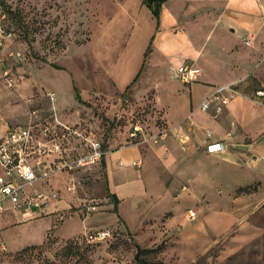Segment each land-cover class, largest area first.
I'll use <instances>...</instances> for the list:
<instances>
[{"label": "rangeland", "instance_id": "rangeland-1", "mask_svg": "<svg viewBox=\"0 0 264 264\" xmlns=\"http://www.w3.org/2000/svg\"><path fill=\"white\" fill-rule=\"evenodd\" d=\"M2 1L0 29L12 37L0 48V135L7 125L37 119L71 127L80 135L48 137L60 150L50 158L53 169L89 153L91 141L112 157L133 146L139 166L132 174H140L146 189L144 196L120 200L114 212L101 160L55 171L33 189L55 191L56 201L0 221V264H264L261 161L246 157L231 165L207 156L201 136L210 130L189 121L190 86L176 71L182 62L201 75L217 71L208 63L217 61L214 48L228 42L219 33L210 36L226 0H168L160 11L161 18L168 10L166 29L142 0ZM260 18L264 23V10ZM162 33L169 49L159 42ZM257 45L255 67L230 80L252 100L264 85V39L252 33L228 51L247 53ZM228 52L218 60L225 62ZM234 60L229 73L241 71ZM193 86L196 108L209 90ZM198 110L195 117L205 121ZM205 113L223 126L221 113ZM101 230L109 237L89 240ZM28 247L35 249L20 254Z\"/></svg>", "mask_w": 264, "mask_h": 264}, {"label": "crops", "instance_id": "crops-1", "mask_svg": "<svg viewBox=\"0 0 264 264\" xmlns=\"http://www.w3.org/2000/svg\"><path fill=\"white\" fill-rule=\"evenodd\" d=\"M261 10H264V0H226L224 12L221 14L217 24V26L219 25L220 27H216L215 30L212 31L210 37L213 39L214 34L219 33L220 37L228 42V45L221 50L216 47L214 48L216 54L218 52V55L215 54L217 61L210 60L208 64H210L211 68L217 69V71L210 74H200L197 81L194 82L208 87L209 93L205 97L209 96L216 87L231 84L233 81L230 80L235 75L255 67L257 58L261 52L260 46L257 45V47H253V49H250L247 53L238 50L236 54L232 55V53L230 52V54L228 51L231 50V47L234 48L236 45H239L241 39L249 34L258 33L259 40L264 39V37H262L264 36V33H262L264 32V30H262V25H264V23H262V19L260 18ZM165 14L166 16L168 15V10L164 11L160 18V22L162 19L164 29H166L169 22L168 17H166L164 22L163 17ZM232 29H234L233 32L231 31ZM260 33H262V35ZM162 35V40H159V42H162L163 48L169 49L172 46V42L170 39L166 38L165 34L162 33ZM249 38L250 37L247 39ZM179 40L185 49V45L190 47L185 37L181 36ZM253 41L254 39L252 42ZM222 50L224 52L227 51L231 55L228 57L226 56L225 62L218 60L220 55H222ZM236 58H238V69L241 71L235 70L229 73V64L231 60L235 59L234 61H236ZM184 64V62L179 63L177 68ZM194 83L185 84L190 86L191 103L194 110L189 117V121L195 124L197 128L210 130L202 133L201 147L203 150H205L207 143H221L224 148L221 152L212 153L207 156L211 159L227 161L226 163L231 165H234L238 159L242 160L246 157H256L257 160L261 161V169L264 170V103L256 104L250 98L235 96L229 104L223 108L220 114V116H222V125L227 127V130H225L223 126L211 116L198 110L199 105L194 108L191 87H194L196 91L198 90L197 87L193 86ZM256 90L264 91V85H261V88ZM196 110L199 111L198 113H200V116H204L205 121L195 117L197 114ZM181 112L184 114L185 109H181ZM10 127L13 126L7 125L0 137H2ZM237 132L239 135L235 136ZM206 133H209L210 137H207ZM228 133H231V136H229ZM116 151L119 152L116 157L110 155L111 151L104 155V167L107 172L111 192L117 196L119 201L142 195L144 196L146 183L142 180L140 174H132L131 170V168L136 167L132 163H137L136 161L139 159L138 151L133 146L121 148ZM153 151L157 154H159L158 152L162 154L160 148H157V150L153 149ZM124 155L128 156L124 158ZM172 158L173 156L168 155L166 157V162L170 163ZM21 214L24 213L9 210L4 213L0 221L7 217H22Z\"/></svg>", "mask_w": 264, "mask_h": 264}, {"label": "built area", "instance_id": "built-area-1", "mask_svg": "<svg viewBox=\"0 0 264 264\" xmlns=\"http://www.w3.org/2000/svg\"><path fill=\"white\" fill-rule=\"evenodd\" d=\"M11 37L12 33L0 29V48L4 40ZM177 74L183 84H191L197 81L200 71L192 64H184L177 68ZM235 96H240L237 84L216 87L201 101L198 109L220 114ZM254 97L253 102L258 103L259 99L264 97V91L256 90ZM48 99L53 102L55 94L49 93ZM66 132L80 135L56 120L51 122L37 119L21 127H10L0 137V219L9 210L24 214L34 210L43 211L58 199V194L51 189L45 192L35 190L34 184L47 180L55 171L79 169L101 160L104 154L101 146L91 141L89 153L78 154L73 160L65 161L53 169L54 161H50V158L56 153L60 154V150L57 145L49 142L48 137H54L57 133L64 136L63 133ZM206 136L210 137V134L206 133ZM223 149L221 143H207L205 146V151L209 154L221 152ZM132 164L139 166L137 163ZM108 237L109 233L101 230L93 233L89 240L101 241Z\"/></svg>", "mask_w": 264, "mask_h": 264}, {"label": "trees", "instance_id": "trees-1", "mask_svg": "<svg viewBox=\"0 0 264 264\" xmlns=\"http://www.w3.org/2000/svg\"><path fill=\"white\" fill-rule=\"evenodd\" d=\"M143 4H145L146 6H148L150 8V11L152 13V16L154 18V20L157 22V25L159 24V20H160V11H161V4L159 3H151V2H145V1H142ZM0 6L2 9H5L4 7V3L2 0H0ZM102 151L104 153L105 151V145L102 146ZM101 164L104 165V155H102L101 157ZM106 190H107V197L108 199L110 200V202L112 203L113 205V211L114 212H117V205L119 204V199L117 198V196L115 194H112V193H109L108 191V186H107V181H106ZM121 222V220H119ZM87 242H90L88 241V238L85 239ZM71 242L69 241L68 244L66 246H71ZM33 249H35V247H28V248H24L20 251V254H23V253H26V252H31ZM138 260V264H148L145 260L143 259H136Z\"/></svg>", "mask_w": 264, "mask_h": 264}, {"label": "water", "instance_id": "water-1", "mask_svg": "<svg viewBox=\"0 0 264 264\" xmlns=\"http://www.w3.org/2000/svg\"><path fill=\"white\" fill-rule=\"evenodd\" d=\"M145 2H151V3H159V4H164L165 2H167L168 0H142Z\"/></svg>", "mask_w": 264, "mask_h": 264}]
</instances>
